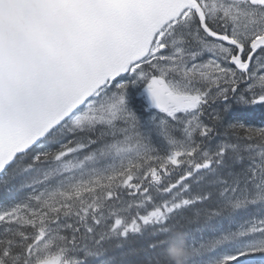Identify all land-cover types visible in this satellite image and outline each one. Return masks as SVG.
<instances>
[{
    "label": "snow or ice",
    "instance_id": "snow-or-ice-1",
    "mask_svg": "<svg viewBox=\"0 0 264 264\" xmlns=\"http://www.w3.org/2000/svg\"><path fill=\"white\" fill-rule=\"evenodd\" d=\"M234 105L264 106V0H0V174L49 169L0 208V264H88L146 231L155 261L182 218L198 264H264V126Z\"/></svg>",
    "mask_w": 264,
    "mask_h": 264
},
{
    "label": "trees",
    "instance_id": "trees-1",
    "mask_svg": "<svg viewBox=\"0 0 264 264\" xmlns=\"http://www.w3.org/2000/svg\"><path fill=\"white\" fill-rule=\"evenodd\" d=\"M226 120L230 122H243L245 124L264 126V106L256 107H243L240 105H234L232 110L226 116ZM141 131L146 135H150L153 142L159 146V138L157 135L158 128L141 126ZM57 145L50 141H45L40 147L33 150L41 151L47 148H54ZM31 162V154L28 158L22 161H17L11 165L7 173H15L17 165H27ZM73 165L79 169L81 163L80 160H74ZM84 170L94 166L92 161H84ZM47 167L40 169L37 172L21 173L16 175L15 179L9 183H4L7 179V174L0 177V208L9 206L10 204L23 199L28 194V189L22 187L23 183L27 179L41 178L45 172H48ZM226 169L221 171V174H226ZM55 178V174H53ZM211 178V177H210ZM223 185L217 184L214 191L219 192ZM217 201L222 206L225 218L231 217L233 214L243 215L239 209H234L232 203L227 198L221 199L216 197ZM234 203V202H233ZM252 211V210H249ZM205 222V216L202 213L200 217V225L203 226ZM196 225L189 224L186 219L182 218L176 225L173 226L169 232L166 240V247L161 250L160 255L155 261L150 260L152 255L150 251V244L153 241L154 233L146 231L143 235H137L129 238L123 242L122 247H116L117 241L112 242V246L109 250L100 258L92 259L88 261V264H198V257L191 250L188 244L189 233L195 236L192 229Z\"/></svg>",
    "mask_w": 264,
    "mask_h": 264
},
{
    "label": "rangeland",
    "instance_id": "rangeland-1",
    "mask_svg": "<svg viewBox=\"0 0 264 264\" xmlns=\"http://www.w3.org/2000/svg\"><path fill=\"white\" fill-rule=\"evenodd\" d=\"M138 86H131L132 88H134V92H135V96H138L139 98H145L146 101L148 102V106H152L151 104V99H150V96L149 94L147 93L146 91V86H142L141 89L139 90ZM132 96H133V93H131L128 89L127 91V99H128V103H129V107L135 112V108H134V105H133V102H131V99H132ZM162 115H159V114H155V115H151L149 118H146V119H143L141 120V123H147L149 126H153V125H156L157 122H159L160 118H161Z\"/></svg>",
    "mask_w": 264,
    "mask_h": 264
},
{
    "label": "water",
    "instance_id": "water-1",
    "mask_svg": "<svg viewBox=\"0 0 264 264\" xmlns=\"http://www.w3.org/2000/svg\"><path fill=\"white\" fill-rule=\"evenodd\" d=\"M1 175V174H0Z\"/></svg>",
    "mask_w": 264,
    "mask_h": 264
}]
</instances>
